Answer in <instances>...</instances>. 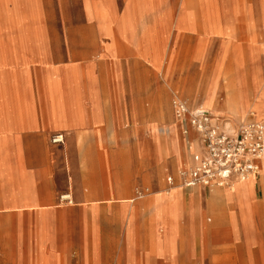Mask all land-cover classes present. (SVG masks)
<instances>
[{"label": "crops", "instance_id": "crops-1", "mask_svg": "<svg viewBox=\"0 0 264 264\" xmlns=\"http://www.w3.org/2000/svg\"><path fill=\"white\" fill-rule=\"evenodd\" d=\"M222 10L221 0H0V264H264V160L225 187L166 188L162 176L178 179L196 134L171 109L163 117L155 36H208ZM202 83L191 103L180 98L230 123L264 119L260 84Z\"/></svg>", "mask_w": 264, "mask_h": 264}, {"label": "rangeland", "instance_id": "rangeland-1", "mask_svg": "<svg viewBox=\"0 0 264 264\" xmlns=\"http://www.w3.org/2000/svg\"><path fill=\"white\" fill-rule=\"evenodd\" d=\"M221 1L224 7L221 19L209 20L208 36L200 35L198 31H194V34L177 35L170 27H162L160 34L155 36L161 49L159 60L162 73L163 117L169 109L173 112L172 101L175 98L183 97L191 103L195 93L201 90L202 81L207 78L211 80L218 77V87H221V90L225 89L226 83H231L234 89L236 85L240 86L247 92L259 84L264 87V0ZM241 13L242 18L239 17ZM211 22L214 23L212 26ZM198 25L200 26V20L195 21V27ZM213 30L220 32L216 34ZM219 98H223V95ZM238 102L236 101V105L240 111L245 112L243 107H249V103ZM202 105L203 99H198L192 107ZM206 109L211 111L209 107ZM232 115L233 120L237 121L255 117L250 111L243 116L237 113ZM150 170L147 166L146 172ZM169 175L174 177V174L164 173V181ZM146 187L149 188L150 185H145L143 190L147 189Z\"/></svg>", "mask_w": 264, "mask_h": 264}, {"label": "built area", "instance_id": "built-area-1", "mask_svg": "<svg viewBox=\"0 0 264 264\" xmlns=\"http://www.w3.org/2000/svg\"><path fill=\"white\" fill-rule=\"evenodd\" d=\"M173 114L183 124L182 132L192 129L195 140H187L191 151L188 167L179 169L177 180L166 177L167 187H225L233 180H245L250 174H257L258 163L264 156V121L249 117L244 121L230 123L228 118L215 116L207 109L192 107L182 98L172 101ZM50 140L61 144L64 135L56 132ZM144 193L137 191L138 196ZM61 199L69 200V194Z\"/></svg>", "mask_w": 264, "mask_h": 264}, {"label": "bare ground", "instance_id": "bare-ground-1", "mask_svg": "<svg viewBox=\"0 0 264 264\" xmlns=\"http://www.w3.org/2000/svg\"><path fill=\"white\" fill-rule=\"evenodd\" d=\"M261 160H264V156L262 157V159ZM260 160V161H261ZM260 161H259V163H258V166H259V164H260ZM189 166V165H188ZM188 166H184V167H181L180 169H184V168H186V167H188ZM258 172H259V170H258ZM252 175H254V174H250L246 179H248L250 176H252Z\"/></svg>", "mask_w": 264, "mask_h": 264}]
</instances>
